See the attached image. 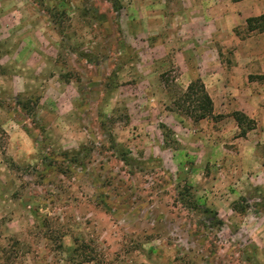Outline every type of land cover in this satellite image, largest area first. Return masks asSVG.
I'll list each match as a JSON object with an SVG mask.
<instances>
[{
  "label": "rangeland",
  "instance_id": "374dc122",
  "mask_svg": "<svg viewBox=\"0 0 264 264\" xmlns=\"http://www.w3.org/2000/svg\"><path fill=\"white\" fill-rule=\"evenodd\" d=\"M144 1L0 0V264H264V195L221 148L241 131L178 106L203 19Z\"/></svg>",
  "mask_w": 264,
  "mask_h": 264
},
{
  "label": "crops",
  "instance_id": "0c3cea01",
  "mask_svg": "<svg viewBox=\"0 0 264 264\" xmlns=\"http://www.w3.org/2000/svg\"><path fill=\"white\" fill-rule=\"evenodd\" d=\"M171 1L164 0L162 3L145 0L144 8L151 12H174V15L167 17L168 20L171 19L168 26L178 28L188 26L185 19L188 13H196L199 15L197 19H203L197 28L206 30L203 33V41L208 46L203 47L202 52H209L208 61L202 63L205 73L200 68L201 62H198L197 75H200L198 79L203 81L213 100L214 112L212 117L198 124L223 115L227 121L233 122L234 130L241 131L237 121L230 116L234 113H242L253 122V128L246 136L239 135L232 139L233 148H221L225 149V152L235 153L234 159L237 162L233 169L240 177H244L242 186L245 184L248 190H257L264 195V30L253 28L256 30H252L247 36H240L242 30L250 27L249 20L264 16V0ZM189 30L185 29L183 32ZM193 36L199 43L203 42L200 36L192 31ZM226 39L232 43L234 41L235 46L230 62L218 60L219 52L215 47L216 43ZM182 58L185 62L186 56L182 55ZM223 135L229 136V132ZM234 149L235 152L232 151Z\"/></svg>",
  "mask_w": 264,
  "mask_h": 264
},
{
  "label": "trees",
  "instance_id": "16d2710c",
  "mask_svg": "<svg viewBox=\"0 0 264 264\" xmlns=\"http://www.w3.org/2000/svg\"><path fill=\"white\" fill-rule=\"evenodd\" d=\"M256 22H264V16L248 21L250 26ZM178 106L184 109L186 114L192 117L195 122H200L212 117L214 112L213 100L201 79L193 81L188 86L182 98L179 99ZM232 116L241 129L240 137L246 136L248 131L253 128V122L242 113H234ZM203 212L206 216H209L210 220L214 218L215 223L212 224L216 226L223 225V222L219 219V213L217 211L205 208Z\"/></svg>",
  "mask_w": 264,
  "mask_h": 264
}]
</instances>
